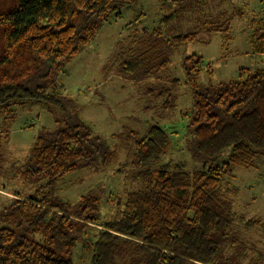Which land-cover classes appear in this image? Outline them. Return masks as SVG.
I'll use <instances>...</instances> for the list:
<instances>
[{
  "label": "trees",
  "instance_id": "obj_1",
  "mask_svg": "<svg viewBox=\"0 0 264 264\" xmlns=\"http://www.w3.org/2000/svg\"><path fill=\"white\" fill-rule=\"evenodd\" d=\"M131 2L0 0V116L13 119L20 108L32 106L66 113L70 103L59 93L60 71ZM179 2L161 16L160 24L181 17L192 5ZM233 16L224 10L205 16L201 29L161 40V50L154 36L161 34L162 24L129 36L133 40L125 50L130 56L120 74L158 79L145 94L161 99L163 111L174 109L179 79L158 78L170 62L168 46L198 40L205 32H229ZM252 25L249 42L264 54V23ZM184 65L192 91V106L185 110L187 148L200 165L188 168L163 158L171 139L156 123L142 134L130 131L132 177L140 185L123 197L110 190L106 201L115 214L107 218L103 196L91 189L71 202L59 195L58 182L83 168L106 167L115 151L78 117L57 118L54 128H41L17 161L16 176L36 187L30 194L15 190L0 206V264H82L83 256L88 264H242L236 253L242 247L237 223L264 228V222L237 213L231 180L235 168H254L264 158V67L240 68L237 79L203 84V68L208 75L212 67L202 68L203 59L196 54L186 56ZM7 139L8 134L0 135V168Z\"/></svg>",
  "mask_w": 264,
  "mask_h": 264
},
{
  "label": "rangeland",
  "instance_id": "obj_2",
  "mask_svg": "<svg viewBox=\"0 0 264 264\" xmlns=\"http://www.w3.org/2000/svg\"><path fill=\"white\" fill-rule=\"evenodd\" d=\"M185 2L192 5L181 17L161 23V34L154 36L155 41H159V50L161 40L166 37L201 29L200 22L205 16H214L223 10L234 12V16L229 32H205L198 40L189 41L182 46H168L169 52L163 56L166 54L170 62L159 73L158 78L160 82L179 79L180 84L174 91L175 108L165 112L160 107L161 99L150 98L145 94V88L158 84V79H131L124 77L119 71L122 62L130 56L125 49L133 39L127 38L156 29L161 16L177 9L180 2L132 0L131 3H124L120 8L121 16L106 22L97 35L65 63L60 71L59 93L70 103L66 113L59 108H54L51 113L42 106H32L20 108L13 119L0 116V135L8 134L2 150L4 159L0 168V206L7 202L15 190L22 195L34 191L35 185L24 183L16 176L19 164L17 161L28 153L41 128H54L57 118L65 122L78 117L89 124L105 140L107 146L115 151L116 157L106 167L83 168L58 182L59 195L71 202L91 189L103 196L101 209L107 218L115 214V208L106 201L108 192L113 190L123 197L127 190L140 185L132 177V143L128 136L130 131L142 134L150 123H156L170 134L172 147L163 158L181 161L188 168L200 165L192 160L187 148L188 116L185 110L192 106V91L185 83V57L190 54L199 55L203 59L202 68L207 64L212 67L213 72L208 75L206 67L203 68L200 78L203 84L237 79L240 68L253 70L264 67V54L256 53L249 42L253 22L264 23V0ZM129 22L132 27L125 29ZM146 35L151 36L149 33ZM148 105L151 107L147 108ZM104 184L107 186L102 190ZM231 184L236 188L231 195L234 197L237 213L264 222V158L259 159L254 168H235ZM236 227L242 241V247L236 250V253L240 252L238 257L241 263L252 264V261L259 259V264H264V228H245L240 222ZM229 252H233V249ZM86 258L83 256L84 260L80 259L82 264H88Z\"/></svg>",
  "mask_w": 264,
  "mask_h": 264
}]
</instances>
